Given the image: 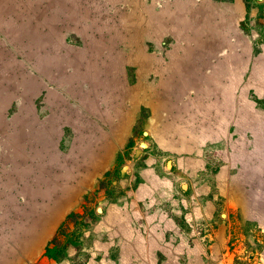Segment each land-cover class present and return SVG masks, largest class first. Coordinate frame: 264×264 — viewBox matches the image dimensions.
<instances>
[{"label":"rangeland","instance_id":"obj_1","mask_svg":"<svg viewBox=\"0 0 264 264\" xmlns=\"http://www.w3.org/2000/svg\"><path fill=\"white\" fill-rule=\"evenodd\" d=\"M257 11L0 0V264H264Z\"/></svg>","mask_w":264,"mask_h":264},{"label":"trees","instance_id":"obj_2","mask_svg":"<svg viewBox=\"0 0 264 264\" xmlns=\"http://www.w3.org/2000/svg\"><path fill=\"white\" fill-rule=\"evenodd\" d=\"M245 4L247 7L256 6L258 8L257 17L261 18L259 24L260 26H264V0H258V2L257 0H245ZM65 227L63 222H61L57 234L44 247V254L57 262L60 261L65 253L66 244L60 243L58 238L59 234L69 233L68 230L65 231Z\"/></svg>","mask_w":264,"mask_h":264},{"label":"water","instance_id":"obj_3","mask_svg":"<svg viewBox=\"0 0 264 264\" xmlns=\"http://www.w3.org/2000/svg\"><path fill=\"white\" fill-rule=\"evenodd\" d=\"M140 145H141V146H145V143L141 141V142H140Z\"/></svg>","mask_w":264,"mask_h":264}]
</instances>
